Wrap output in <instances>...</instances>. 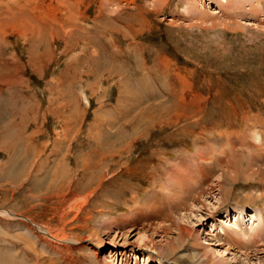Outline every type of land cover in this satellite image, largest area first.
<instances>
[{
    "label": "rangeland",
    "instance_id": "374dc122",
    "mask_svg": "<svg viewBox=\"0 0 264 264\" xmlns=\"http://www.w3.org/2000/svg\"><path fill=\"white\" fill-rule=\"evenodd\" d=\"M262 197L264 0H0V264H264Z\"/></svg>",
    "mask_w": 264,
    "mask_h": 264
},
{
    "label": "bare ground",
    "instance_id": "6f19581e",
    "mask_svg": "<svg viewBox=\"0 0 264 264\" xmlns=\"http://www.w3.org/2000/svg\"><path fill=\"white\" fill-rule=\"evenodd\" d=\"M257 141L258 142H260V138H257ZM263 174V173H262ZM261 197V196H260ZM263 198V197H262ZM264 199V198H263ZM242 213L243 214H246L245 212H243L242 210H238V214L236 215L235 214V216H234V219H235V222H236V226H234L233 228H231V230H230V237L227 239V240H229V242L230 241H233V242H235V244H237L238 246H240L241 245V242L240 241H236L235 240V238L234 237H236V236H242L245 232V228H243V226H242V218L244 217V216H242V218H241V215H242ZM261 215L262 216H264V212H263V214L261 213ZM253 218V217H252ZM227 219V218H226ZM224 221H226V220H224ZM232 227V226H231ZM36 229L38 230V232H41L43 235H47V236H50L45 230H43L41 227H36ZM260 229V231H255V229H253L251 232H250V235L252 236V238L249 240V242H248V240H247V244L248 245H253L254 243H256L257 242V238H259L260 237V240L261 241H264V228H259ZM261 229H263V230H261ZM182 233H184L185 234V232H181L180 233V238H182L183 239V236H184V234H182ZM225 233V232H224ZM243 237V236H242ZM245 237L247 238V234L245 235ZM197 238V237H196ZM225 238H226V236H225ZM113 240V239H112ZM153 243V242H152ZM236 245V246H237ZM260 250V249H259ZM153 251H155V250H153ZM257 251H258V249H257ZM256 251V252H257ZM156 253H158V251H155ZM154 252V253H155ZM221 252V251H220ZM261 253H263L262 251H260V252H258V253H256L255 255L257 256V255H260ZM158 255H159V253H158ZM161 262L162 261H160L159 262V264H161ZM197 263V262H196Z\"/></svg>",
    "mask_w": 264,
    "mask_h": 264
}]
</instances>
